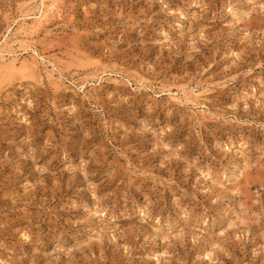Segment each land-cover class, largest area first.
Wrapping results in <instances>:
<instances>
[{
    "label": "rangeland",
    "instance_id": "obj_1",
    "mask_svg": "<svg viewBox=\"0 0 264 264\" xmlns=\"http://www.w3.org/2000/svg\"><path fill=\"white\" fill-rule=\"evenodd\" d=\"M47 2L0 0V264H264V0Z\"/></svg>",
    "mask_w": 264,
    "mask_h": 264
},
{
    "label": "bare ground",
    "instance_id": "obj_2",
    "mask_svg": "<svg viewBox=\"0 0 264 264\" xmlns=\"http://www.w3.org/2000/svg\"><path fill=\"white\" fill-rule=\"evenodd\" d=\"M41 1V7H43L42 8V10L40 11V16H33V18L32 19H34V20H37V21H41V20H44L46 17H47V14L50 12L49 10H48V7H47V5H46V2H47V0H40ZM48 3V2H47ZM50 3V2H49ZM51 8H52V6H51ZM40 10V9H39ZM42 22V21H41ZM16 23V22H15ZM36 23V22H35ZM23 26V25H22ZM21 27V26H20ZM22 29V28H21ZM34 29V28H33ZM32 30V29H31ZM30 30V31H31ZM23 31H24V33H25V31L26 30H24L23 29ZM4 41V40H3ZM4 52L5 51H0V58L1 59H3V56H4ZM10 60H11V58H10ZM13 60V59H12ZM5 64V63H4ZM26 68V66H23V68L22 69H25ZM17 69V64H15V61H11V62H9V64L8 65H0V74L3 72V71H5V72H7V73H13V72H15V70ZM4 72V73H5Z\"/></svg>",
    "mask_w": 264,
    "mask_h": 264
}]
</instances>
